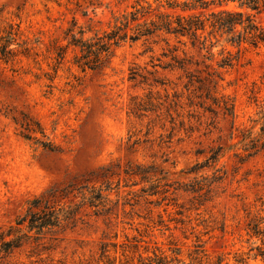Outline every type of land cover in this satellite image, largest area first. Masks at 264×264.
Instances as JSON below:
<instances>
[{
  "label": "rangeland",
  "instance_id": "obj_1",
  "mask_svg": "<svg viewBox=\"0 0 264 264\" xmlns=\"http://www.w3.org/2000/svg\"><path fill=\"white\" fill-rule=\"evenodd\" d=\"M77 1L79 6L75 0H0V29L18 24L22 32L18 41H27L37 53V63L21 54L10 62L0 59V227L13 224L28 200L68 182L110 187L104 192L110 209L96 212L82 205L75 225L46 235L39 255L31 253L29 243L6 262L140 264V257L153 252L170 255L175 248L187 262L194 247L202 245L211 260L221 256V264H264V239L250 236L246 229L253 215L264 219V147L247 156L239 142L243 131L264 141L259 121L264 113V44L222 43L238 58L231 67L220 69L222 79L214 96L232 102L233 118L215 105L213 112L195 108L192 133L179 132L170 142L159 143L161 131L155 128L144 142L146 123L126 113L129 97L143 92L128 79L129 69L155 71L149 78L168 80L169 88L181 92L185 79H178L180 72L152 65L169 60L162 53L169 54L175 46L178 56L185 52L199 57L161 34L121 44L95 71L73 65L71 48L55 66L54 54L47 52L51 40L64 43L63 30L72 17L86 25L82 14L86 4ZM107 2L108 7L97 8L96 16L87 10L100 21L95 22L97 27L105 28L111 11L129 9L135 0H103ZM11 47L19 49L15 43ZM219 49H214L213 65L221 58ZM23 113L39 121L58 152L20 135L13 117L20 120ZM136 138L139 142L133 145ZM218 146L222 155L217 162L197 174L186 173ZM135 165H151L156 177L164 179L154 177L146 183L125 174Z\"/></svg>",
  "mask_w": 264,
  "mask_h": 264
},
{
  "label": "trees",
  "instance_id": "obj_2",
  "mask_svg": "<svg viewBox=\"0 0 264 264\" xmlns=\"http://www.w3.org/2000/svg\"><path fill=\"white\" fill-rule=\"evenodd\" d=\"M69 1V0H68ZM86 4V10L82 14L87 17L86 25L78 24L72 17L69 25L63 30L62 41L53 39L47 49L54 54L55 66L60 64L67 49L74 53L72 64L81 71L101 69L112 56L115 48L123 43H133L139 40L152 39L164 34L172 36L176 43L188 46L196 51L199 58L178 56L173 52L176 46L169 50V54L162 56L169 60L160 66L163 69L180 72L178 79L184 78L183 91L178 92L169 88V81L153 76L155 71H147L137 66L129 69L128 79L134 82V86L141 87L143 92L129 97L126 113L129 118L139 123L145 122L146 132L144 142L155 128L161 132L158 134L159 143H168L179 132L192 133V118L196 117L195 108L213 112L212 105L220 107L224 114L234 117L233 104L224 96L217 98L214 93L217 90L219 80L222 79L220 69L231 67L238 54L233 55L226 50L222 43L239 46L248 43L252 46L264 44V0H135L129 9L122 12L111 11L110 20L105 28L95 25L97 8L108 7L109 2L103 0H82ZM77 6L80 3L75 0ZM91 9L94 16H89ZM22 32L18 24L8 23L0 29V59L10 62L18 54L35 61V48L29 46L27 41L19 42ZM17 44L19 49L11 47ZM167 43V42H166ZM220 46L217 54L220 60L213 65L215 58L214 49ZM36 62V61H35ZM37 63V62H36ZM55 70V67H52ZM48 76V75H47ZM49 80L52 79L47 77ZM264 84V74L262 75ZM184 93L186 94L184 97ZM185 98L186 102H182ZM197 99V101H194ZM210 100V103H207ZM15 124L21 130L20 135L26 140L41 146L44 150L58 152V146L49 141L39 121L23 113L22 118ZM261 134L264 135V113L261 114ZM36 134H40L41 138ZM131 138V136H129ZM139 142V138L132 144ZM243 143V149L248 151L247 156L255 154L264 147V141L252 136L251 131H243L239 141ZM221 146L212 149L210 155L202 162L195 163L186 173L197 174L204 166L218 161L222 155ZM155 169L151 165H135L134 168L125 169V174L138 176L142 182L163 180L164 177H156ZM220 178V177H216ZM152 187L155 185L151 184ZM110 187H95L86 184L76 186L68 182L61 186H52L40 195L28 200L24 213L18 216L13 224L4 228L0 227V264H8L6 259L14 251L20 250L24 245L32 243V254L39 255L38 247L43 246L42 240L46 235H51L58 230L73 227L80 217H77V208L88 205L96 208V212H108V203L111 201L104 192ZM76 198L78 202L73 203ZM264 219L253 215L247 222V232L250 236L264 239ZM44 247V246H43ZM103 251V249H102ZM264 254V253H263ZM186 262L180 258L177 248L171 249L170 255L163 252H153L148 258H139L140 264H221L223 259L216 256L211 260L202 245H196L188 254Z\"/></svg>",
  "mask_w": 264,
  "mask_h": 264
}]
</instances>
